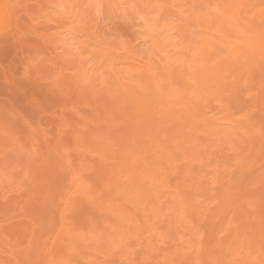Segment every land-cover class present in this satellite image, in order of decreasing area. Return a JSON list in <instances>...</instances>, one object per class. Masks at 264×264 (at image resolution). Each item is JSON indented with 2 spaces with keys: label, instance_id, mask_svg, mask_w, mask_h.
<instances>
[{
  "label": "rangeland",
  "instance_id": "374dc122",
  "mask_svg": "<svg viewBox=\"0 0 264 264\" xmlns=\"http://www.w3.org/2000/svg\"><path fill=\"white\" fill-rule=\"evenodd\" d=\"M142 1L144 2V0ZM161 1L157 0L154 3L153 0H147L146 1L147 4H146L143 2L141 3V0H101V1L95 0L93 2L94 5H92V7L95 8L94 9L91 7V4H89L90 6L83 7V5L82 4L80 5V3L77 0V3H79L78 4L79 6L76 7V9H74L72 4L73 2L75 3V0H0V23H1L0 24V27H1L0 28V183H1L0 185V264H119V263L120 264H124V263L125 264L126 263L127 264H144V261H147V263L145 262V264H164V263L170 264L169 260L172 257H173V260L175 258L174 261H177V260L179 261L181 257L182 258L184 257L182 256L184 255V253L185 254L186 252L191 253L192 250L194 251L195 249H196L195 254L199 253L198 254L199 256L200 251H202L203 249V251L205 252L206 251L205 248H207V246L212 248L213 244L216 242L218 244L219 241H220V244L222 242H223L222 244L226 243L224 241H227L226 239L229 238L230 234L228 233L230 232V230L219 232L220 228L217 229V227H218V223L220 224L219 227H221L222 222L228 223L229 219L230 220L232 219V217L229 218V216H230V213H232V209L234 208L230 209V213L228 214L225 213V209L223 208L225 206V203L227 205V201H225L227 199L223 198L219 200L218 198L221 197L220 196L221 194L220 192H219L220 195L217 194L218 192L217 189L221 187L219 185L222 184V186L225 187L226 189L227 187H229L231 188V189L228 188L229 190L232 191L234 189V191H236L237 188H234V186L237 187V185L235 184H238V182L240 181L241 175L239 177V174H242V172L245 170L246 165L244 169H241L239 166H243L242 162H244L243 164H245L246 161L251 160L249 159L248 156L253 158L252 159L253 162L258 161V160L254 159V155L253 156L250 155L249 149H247L246 147L248 144L251 147H252V144L255 145V140L252 143V139L251 140L249 139V141H247L248 138L245 137L246 135L244 136L245 138L243 136H242L243 138L236 136L235 135L236 133H234V130L233 131L230 130L233 128H230L231 126L230 127L224 126L223 123L227 124V122H223L222 120L230 119V118H237L240 113L244 115L245 112L252 115L251 117L253 116L255 117L256 116L255 114H257L258 112L257 110L252 109L253 111L252 110L248 111V108L250 106V103L248 101H252L254 97L251 98L250 100H248L244 96L243 98L240 97V99H243L242 100L243 103H241L242 102L241 100H239V102L237 103L231 100L229 103L227 102L228 106L226 105L227 103L225 104V107H223L224 105L223 103L221 104L220 101H218V103H220L221 105H218V103L214 99L211 100L212 97L208 99V101L210 100L211 101L208 102L209 105H207V108H206V112L207 110L208 112L207 114L205 113V117L212 115L211 116L212 118L207 117V121H206L207 122L206 124H210V125L204 126V128L201 126L196 127L195 124L194 125L191 124L193 119L192 120L188 119V124L185 126L186 127L185 130H188V131L183 133L181 137H179V139L177 138L175 141H171V142L169 141V143L165 142V143H168L166 145H169L168 146L169 148L168 147L164 148L166 152L164 150L163 152H165V154H168L169 156L166 155L164 159L160 158L161 154L158 155V153L155 152L157 151L156 149L160 148L161 146L158 144L157 141H155L154 137L152 138L149 137V141H148L149 151L150 149L153 148V151L155 152V156L157 158H154L156 162L152 160V162L148 166H145L144 171L146 170L147 172L145 171L143 173L145 175L144 180L145 178H148L149 180H145V181H149L148 184H150V181H152V184L150 185H152L153 187L155 186L158 190L155 188H152L151 186L149 188H151L153 192L151 191L150 193L151 189L148 188V184L143 183V185L140 186V184L142 183L140 182L137 185L134 182V179L131 180V178H128L129 181H124L122 178H120L121 181H124L123 185L124 186L127 185V187L129 188V190H131L132 193L135 190H138V191H135L136 193L134 192L135 194H133L136 197L135 196L132 198L130 197L129 199V196L131 195L127 197L125 195L124 198L126 200L123 198L124 196L123 192H122L123 195L121 192H118V194L120 193V197H121V198L118 197L119 200L116 195L117 193L115 194L116 197L114 195V198L118 200L119 204H121V207L126 206L121 212L124 217L121 215L120 212H118V214H120L118 215V217L121 216L122 219L124 218L123 220L124 224H122L121 222L118 223L121 225L122 229L117 224V222L121 221L122 219L120 217L119 219L116 218L115 216L116 214L113 216L112 215L113 213H110L109 211H107L106 213L105 209L103 208H106V206L109 205V201L107 199L105 200L104 197H99L100 196L99 194H102L101 186L104 184V183L102 184V179H101L102 176H103L102 177L103 180H106L105 178L108 175H114L118 177H122L123 175H126V177L131 176L133 171L132 172L128 171V173H125L124 170L129 169V168L132 170L134 168L133 165H136L135 162L127 164V161L121 162V160H118L119 152L117 151L121 149V146H119V144L126 143V145H129V146L131 145L130 142L128 143V141H126L127 138L125 137L126 135L124 134V132L121 129L119 131L118 128L119 127L120 128L121 127L132 128L130 125L128 126V124H130V119L133 117V111H134L133 109L136 108L137 106L136 101H135V95L133 93H132L133 95H130V96L129 95L126 96V94L124 95V92L126 91V89L127 91H129L130 89L131 90L136 89L134 90V92L136 91L135 93L137 94L139 92L146 93V94L149 92L147 91L146 85H143V84H146L145 79L149 75L148 74L149 72L143 69V67L145 66V63H144L145 59H143L144 56L146 57L148 56L147 60L148 59L155 60L159 58L157 57V55L159 56V54L161 53V57L163 56V61H161L160 59L161 57L159 58L160 60L157 59V61L156 60L155 61L159 63L163 62L162 64L160 63V65L165 66L164 57L166 56H164L162 52L156 54L155 56V54L153 53L154 50L150 51V49H148L147 47L149 46L150 48L156 45V43H154L153 40H149L150 36L151 38L152 36H154L153 34L150 35V32L152 33L153 32L156 33L157 31L159 32V30H156V31H153L155 29L151 30V25L153 23L150 24V26L148 25V23H150L151 20H153L152 18L159 16V17H156L157 18L156 23L163 21V22H160L161 25H159V27L162 26L163 28L156 27V25L153 26V28L156 27V29L158 28L161 30L163 29L167 30L168 29L167 26L169 24L173 25L174 24L173 22H176L177 24L175 23V28H173V30L175 29V32L173 31V34H175L178 31L177 34L180 35V36L178 35L180 38H178L177 35L175 34L176 38L174 37V40L172 42H177V45H176L177 47L181 46L178 49H183L185 47L184 48L185 51L184 50L181 51L177 49L178 51L176 52L178 53H176V55L174 54L176 59L175 57H173L174 56L173 52H172L173 56L170 54V56L172 57V60H175V61L177 60V62L178 61L182 62V63L176 62V64H174L175 63L174 61V63L171 64L172 67L171 66H170L171 68L169 67L170 75L172 77L174 76L173 73L171 72L174 67L176 68V66L178 67L179 65H182L185 62L187 63V61L190 62L193 59L192 55L188 54V52L186 51L189 49L188 51L189 53H191L190 50L193 47L192 44L194 40L199 36L198 35L199 33H197V27L195 26V24L197 23V20H196L197 17L195 13L199 12L200 14L201 12V14H203L201 11L202 9L201 6L196 7L197 3L194 2L195 0L193 1L192 0L190 1L172 0V3H170V5L168 3H161ZM184 2L187 3V6H186V3ZM87 3H90V2H88L87 0ZM181 3H183V5ZM184 4L186 7L184 6ZM157 5L162 6L163 10L160 9L159 8L160 6L158 7ZM164 5H168V7L169 6L170 7L168 8L167 6H164ZM4 6L6 7L4 8ZM71 6H72V9H71ZM88 7L92 9H89ZM175 7L179 8L178 11L180 10L179 13L181 12L182 14V15L180 14L181 16L179 15L180 17L178 16L179 18L175 14V13H178V11L175 10V13L173 12L174 9H176ZM171 8H173V11L171 10L173 12L172 16L170 15L171 12L169 13ZM156 9H158L159 11ZM164 9H167V10L164 11ZM163 11L165 13V17H162L164 16ZM167 13L169 14L168 16H167ZM190 13L191 14L193 13V14L190 15ZM183 14H185L184 16H187L190 19L188 18V21H187L185 17L183 16ZM144 16H146V18L148 17L149 19L144 18ZM143 18L145 20H142ZM159 18H160V21H159ZM145 24L150 27V28L148 27L149 28L148 30L147 28L145 29V27H147ZM163 24L165 25L163 26ZM180 26H182L181 28L184 27V29L182 30V33H181ZM187 26H190V27H187ZM188 29L189 31H185ZM171 31L169 33H172ZM160 33L162 36V32ZM145 37L149 39L145 41L146 40ZM179 39H182V40H179ZM67 40L70 41L69 43L70 45L67 43ZM149 41L151 44L149 43ZM152 41L154 44L152 43ZM145 42H147V44H145ZM180 43L181 45L179 46ZM175 44L176 43H174V50L177 48ZM189 45H192V47L190 48ZM69 48H70V51H68ZM66 51L68 53L67 57H65L66 55L64 56V54H66ZM74 52L76 53L75 55H74ZM98 57H100L101 59ZM177 57L178 59L180 58L184 60L183 61L178 60ZM127 58L129 59V61ZM190 58L192 59L190 60ZM109 60H114L113 62H115L116 64L115 65L116 69H113L114 65L111 64ZM131 60L134 62H132ZM133 63L136 66H139V67L142 66L141 68L143 70L139 67H137L136 69V66L133 68L131 66L133 65ZM188 64L190 63H187L186 68L187 66H189ZM127 67H130V68H127ZM175 68H174L175 70L174 74L176 73V70H177ZM129 70H132V71L134 70V71L133 73H130ZM156 70H153L154 81L155 80H158L159 82L162 81L161 82L162 85L160 87V89L162 90L160 91H163L164 89L166 90L167 89L166 86L169 85L167 84L169 82V80H167L168 77L167 75H165L164 72H162L163 71L162 69H160V71H161V75H163L164 78L163 77L160 78V76L157 77V75L160 72L157 70L159 73H156L155 72ZM183 71L184 73L188 72L187 74H190V76L193 75L192 73H190L191 70H189L188 68ZM94 74L95 76H93ZM187 74H185L186 75L185 77H187V80L190 81L191 79H193L191 83H188L191 85L192 82H194V78H193L194 76L190 78V76L188 77ZM156 77L157 79H155ZM175 84L176 83H174V85ZM183 84L187 85L186 83H183ZM120 85L126 87V89L124 88L122 90L121 89L122 87ZM137 88L139 90H137ZM262 90L264 91V87L259 86L258 92L260 93H257V94L261 96L262 95L261 92L264 93ZM204 96H202L203 97L202 100H201L202 97L200 98V101L201 102L203 101V103L206 102V101L204 102V99L206 100V97ZM211 96H214V95H211ZM146 97L148 98V96ZM156 100H158V98ZM201 102H200V105H201ZM203 103L201 106L204 105ZM233 103L237 105L235 104L233 105ZM104 105L107 109L104 107ZM242 107L246 108L245 111L242 109ZM125 111H127V113ZM178 114L176 115L178 116ZM216 117L217 118L222 117V118L218 120ZM127 119L129 120V122H127ZM123 124H125L126 126H123ZM154 124L157 125L156 122H154L153 125ZM160 124L158 125L159 126L158 128H161V129H164L165 126L166 127L169 126L167 122H166V125L165 124L160 125ZM33 125L35 126V129ZM108 125L110 126L108 127ZM156 125L153 126V128L155 127L157 128ZM77 128L81 130H78ZM168 128H165V130L166 131L170 130V131L169 132L165 131L166 134L163 132L162 134L164 135L161 134L162 135L161 140L165 138L166 139L169 138L170 134H172L173 129L171 131V128L170 127ZM76 130L78 131L76 132ZM106 130L107 131L109 130L110 132L109 131L107 132ZM193 130L195 134L194 136H191L190 133L193 132ZM188 132H190L189 134L191 138L188 136L189 135L187 134ZM94 135L97 136L96 142H99V149L97 148L95 152L92 151L93 148L90 147L91 145H93V143L92 144L90 143V146L89 145L87 146V143H86L90 137H95ZM44 137H47V138H44ZM81 137L83 138V142H82ZM47 139H48V142L49 140L50 142L53 140V144L56 143L54 145H57L58 143V146H56V149H58L57 151L60 150L62 155L66 154L64 158L65 160L63 159V161H64V164L68 166L67 168L69 170L66 168L65 170L64 169L62 170L61 165L59 167V165L56 164L55 161L57 158L53 159L55 156L54 155L55 152L53 153L51 151V148H53L52 147L53 144L49 142L50 143V146H49L48 145L49 143L47 141H45L46 145L44 144V140H47ZM72 139H74V141L78 140L79 146L74 145V143L72 145V142H71ZM206 139L207 140L209 139V140L207 141ZM58 141L61 143H59ZM121 141L122 143H120ZM151 141H154V142L150 144ZM177 142L179 144V147H177L178 149L177 148L174 149L173 146ZM70 144H71V147L73 148L71 147L69 148ZM83 145L85 147H83ZM180 145H182V147H180ZM76 147L77 149H74ZM88 148L90 149L92 148L91 151ZM130 149L131 150L133 149L132 150L133 152L136 150V147L133 146V148H130ZM251 149H253V147ZM245 151H247V154L245 153ZM79 152L83 155H81ZM103 153H105L107 157H104V158L100 157V155H102ZM148 153L149 152H147V154ZM152 153L153 152L150 151V154ZM44 155H46V157ZM142 156H140V158ZM170 156L172 158H170ZM245 156H247L246 160H244ZM40 157L42 158L39 161L38 159ZM115 157H116V161H115ZM158 157L162 161V166L161 164H157V162L161 163ZM44 158L45 160H43ZM167 158H170V159H167ZM36 159H37V162H40L38 166H37L38 163L35 161ZM86 159L87 161L85 162ZM173 159H176V160H173ZM41 160H43L44 162H42ZM58 160H59V156H58ZM61 160H62V156H61ZM236 160L238 162H240V160H243V161L238 163ZM41 164L45 166L43 169H42ZM230 164L231 165L233 164V166H231ZM263 165H262L263 168H260V170L257 169V165L255 166V168L257 169V173L264 169ZM159 166L163 170L159 168ZM172 166H174L175 168ZM57 167H59V169H57ZM71 167L73 168L71 169ZM156 167L159 168L158 171H156L157 170L155 169ZM27 168L30 169L29 174L26 172ZM23 169L24 170L26 169V170L24 171ZM192 169L198 170L196 171L195 175L193 173L194 170L192 171ZM97 170H102V172H106L107 173L106 177L103 175V173L101 174V171L100 173H98ZM231 170H233L232 171L233 174L237 170L239 171L241 170V171L240 172L238 171L237 174L233 175ZM22 171L25 173H23ZM71 171H72V174L74 173L73 175L74 177L72 176V174L68 173V172L71 173ZM187 171L188 173H186ZM190 171L192 172L190 173ZM56 172H59V174L57 173L55 175ZM189 173L191 175L188 178L187 175H189ZM30 174L32 175L30 176ZM57 175H59V177L61 176L60 177L61 179H59ZM196 175H198V178H196ZM200 175L203 178H201ZM214 175H216V177ZM53 176L57 177L56 179H59V182ZM191 176H194L192 177L193 184L191 182L192 180L191 181L189 180L191 179ZM226 176H228L226 180L231 179V178L233 180L231 179L229 182L227 180L226 182L225 180ZM236 176L239 178V180ZM199 177L201 180H199ZM70 178L73 182L70 180ZM72 178L73 179L79 178V179L73 180ZM100 179L101 181H99ZM174 179L178 181L176 182ZM207 179H211V182H209ZM186 180L187 181L189 180L188 181L190 183L189 185H188V182L185 183ZM195 180L196 181L199 180L198 182L200 184L197 185L198 182L195 183ZM221 180L223 182L219 183V181L221 182ZM244 181L249 183L250 179L248 178ZM70 182L73 184L72 187L74 188L69 186ZM207 182L211 186L208 185ZM224 182H226V184L229 186L226 187V184H224ZM246 182L245 183L243 182L244 186L245 184L247 185ZM233 184L234 186L232 189L231 185ZM76 186L78 187L76 188ZM146 186L148 189L146 188ZM162 186H165L166 189ZM159 187H161L160 188L161 190L159 189ZM223 187L221 188L222 191L220 190V188L218 190H220L224 194L223 191H226V190L225 188L223 190ZM69 188H72L71 189L72 192L70 191ZM98 189H100L101 191ZM173 189L175 191H173ZM78 190L82 192L80 191L78 192ZM156 190L159 192L157 193ZM188 190L189 192L187 193V195H186V192L183 193V191H188ZM139 191H140V195H139ZM175 193L178 195L176 196L175 200L181 199L180 202L177 201L178 203L175 202L174 199L172 200L171 194L175 198L174 196ZM189 193L190 195H188ZM154 195H156L157 197H154ZM217 195L220 197H217ZM214 196L216 197V200ZM141 197L145 201L146 199H148L150 204L146 203L148 201L145 202L144 200H140ZM135 198H137L138 200ZM149 198H151L152 200ZM169 198H171V201H173V203H171V201H168L169 203L167 202ZM95 200L98 202L99 205H101L102 204L101 202L105 200V202H103L104 205L103 204L101 205L104 211L102 209L101 210L98 209L100 208V206L97 207L98 205H95L97 207L96 210L98 211L94 209L95 207L94 203L96 202ZM158 200H160L161 202H159ZM221 200L224 201V205L222 203L223 201L221 202ZM183 201L184 203L181 204V202ZM91 202L93 204H91ZM60 204L62 205L60 206ZM176 204H178V206H176ZM158 205H159V208H158ZM233 205L234 207L236 206V204H233ZM233 205L231 206L233 207ZM146 206H148L147 209L145 208ZM151 206H155L157 208L151 207ZM170 206H171V209H170ZM128 207L130 209H128ZM191 207L194 209H191ZM229 207L227 205V209ZM192 211H193V214L194 212L195 213L197 211L198 212L197 214H194L193 216L189 215L190 213H192ZM220 211L221 213L219 214ZM200 212H201V215H200ZM223 212L226 215L225 218L224 219L218 218L221 215H223L222 217H224ZM137 214L139 217L136 216ZM142 214H144V216ZM153 215L154 217L152 218ZM183 215H185L186 217ZM195 215L196 216L199 215V216H197L196 218ZM170 216H173V217H170ZM181 216L183 217V219ZM226 218L227 219L229 218V219L227 220ZM233 218H235V216ZM112 220H113V223L110 222ZM114 221L116 223H114ZM205 221L206 222L208 221V222L206 223ZM139 222L140 223L143 222V223L140 224ZM171 223H173L172 225L174 227L171 225ZM227 223H225V225H227ZM135 224L138 227H136ZM193 224L197 225V227H195ZM198 224L201 226L203 225L202 226L203 229H201L202 227L200 226L201 227L200 228ZM122 225H124L125 227H123ZM132 225L134 226V228ZM212 225L214 226L213 229H212ZM111 226H113L114 228ZM228 226L229 225L225 227L227 228ZM177 228L179 230H177ZM110 229H112L111 232H110ZM153 229L156 232H153ZM189 229L192 232V234L190 231H186ZM196 229H198L199 231ZM195 230L199 233H196ZM107 231L109 234H107ZM184 231H186V233H184ZM207 232H209V234ZM211 232H213L214 234ZM226 232L228 235L225 234L226 235L225 236L223 233H226ZM116 233L118 234L115 235ZM119 233L120 235H123L126 233L122 237L120 236L121 238L125 237V241L123 238L124 242H122L121 238L119 240L116 239L117 237H119ZM197 234H200V237ZM215 234L216 236H212ZM109 235L110 236L112 235V236L110 237ZM209 235L211 236L210 238H209ZM222 236H223V240L221 242ZM187 237H189L190 240L191 239L195 240L196 243L194 244L195 242L194 241L191 244L192 246H190V244L188 245L186 243L188 241ZM219 237L221 239H219ZM172 238H173V241L175 242L172 241ZM211 238L212 240L213 239H217V240H213L214 241L213 243ZM207 239L210 240V242L208 241L209 243L206 241ZM143 240H145L146 242L144 241L142 243ZM151 240L152 241L154 240L155 243L157 241L159 242L155 244L154 242H150ZM138 241L140 242V244L138 243ZM119 242L121 243V245ZM165 242L167 245H165ZM145 243H147V245H144ZM178 244L182 245L183 247H180V246L178 247ZM217 244H214V248L215 246L217 248ZM160 245H161L162 250L160 249ZM96 246L98 248H96ZM176 248L179 251L176 252L177 250ZM159 249L161 250V252ZM163 249H164V252H163ZM180 249L183 253L180 251ZM137 250H138V255H140L139 254L140 250L143 251V253L140 252L142 256L140 255L138 256V258L136 257L137 255H135L137 254ZM135 251L136 253H134ZM150 251L152 252L151 255H150ZM171 251L174 253H170ZM203 251L201 252V255H204V256L202 257L199 256V258L197 259L201 258L205 261L203 257H205L206 253H203ZM144 252L147 253V255L149 252V255L147 256ZM153 252H155V254ZM164 254L167 256H165ZM178 255H180V257H178ZM208 255H211V254H208ZM201 259L200 261L198 260L199 264L200 263L202 264V262L204 263V261H201ZM157 261L160 263H157ZM174 261L171 262V264L173 263L180 264V262L182 264V260H180V262L178 263Z\"/></svg>",
  "mask_w": 264,
  "mask_h": 264
},
{
  "label": "bare ground",
  "instance_id": "6f19581e",
  "mask_svg": "<svg viewBox=\"0 0 264 264\" xmlns=\"http://www.w3.org/2000/svg\"><path fill=\"white\" fill-rule=\"evenodd\" d=\"M92 1V0H91ZM91 1L90 0H88V2H90V3H87V0H78V2L80 3V5L82 4L83 5V7L84 6H90L89 4H91V7H92V5H94L93 4V2L95 1V0H93L92 1V3H91ZM98 1V0H97ZM101 1V0H100ZM147 1V0H146ZM146 1L144 0V2L141 0V3L143 2V3H146ZM154 1V3H155V1H157V0H153ZM161 1V0H160ZM162 1H164V2H162ZM161 1V3H168L169 5H170V3H172V0H162ZM175 1V0H174ZM181 1V0H180ZM186 1V0H185ZM187 1H190V0H187ZM193 1V0H192ZM178 2V1H177ZM195 3H197L196 4V7H200L201 6V8L203 9H201V8H199V9H201V11H202V13L204 14V16H203V14H201V12H200V14H199V12H196L195 13V15H196V17H197V23L195 24V26L197 27V33H199L198 35V37L194 40V42H193V47H192V45H189L190 46V48H191V50H190V52L191 53H189V49L186 51V52H188V54H191L192 55V57H193V59L192 58H190V60L192 59V61H190V62H188L187 61V63H190V64H188L189 66H187V68L189 69V70H191V72L190 73H192L191 75L192 76H190V74H187L188 72H186V73H184V71L183 70H185V69H187L186 68V65H187V63L185 64V63H183L182 65H179L178 67L176 66V68L175 69H177L176 70V73L174 74V72H175V70H174V68H173V70L171 71L172 73H173V77L170 75V73H169V67L171 66V64H173L174 63V61L175 60H172V57L170 56V54L172 55V52H173V55L175 54L176 55V53H178V52H176V51H178V50H184V48H183V46H182V48L183 49H178V48H180L181 46V43L179 44V46L180 47H177L176 45H177V42H172L173 40H174V37L176 38V36H175V34L177 35V37L178 38H180L179 36V34H177L178 33V31L175 33V34H173V31L175 32V29L173 30V28H175V23L176 22H173L174 24L173 25H171V24H169L167 27H168V29L167 30H165V29H163V30H161V29H156V27H159V25H161L160 24V22H163V21H160V18H159V21L160 22H157L156 23V21H157V18L156 17H159V16H156L155 17V15H154V17L155 18H152L153 20H151V22L150 23H148V25L150 26V24H152L151 25V30H153V29H155V30H153V31H156V30H159V32L157 33H155V32H150V30H149V32H150V35L151 34H153L154 36H152V38H151V36L149 37V38H146L145 37V41H147V39H149V40H153L154 41V43H156V45L155 46H152V47H150L149 48V46H147L148 47V49H150V51L152 50H154L153 51V53L155 54V56H156V54H158V53H160V52H162V54L164 55V56H166V57H164L165 58V60H164V64H165V66H162V65H160V63L162 64L163 62H156L157 61V59L158 60H160L161 59V61H163V56L161 57V53L159 54V56L157 55V57H161L160 59L159 58H157V59H155V60H151V59H148L147 60V57L146 56H144V58L143 59H145L144 60V63H145V66H146V68H145V66L143 67V69L144 70H147L149 73V75H148V77H146V79H145V83L146 84H143V85H146V88H147V91H149L147 94L146 93H141V92H139L138 94L137 93H135L134 92V90H136V89H134V90H131L130 88V90L129 91H127V89H126V87H124L125 86V84H124V86H122V85H120L122 88V90L125 88L126 89V91L124 92V95L126 94V96H130V95H135V101H136V104H137V106H136V108H134L133 110V117L130 119V124H128V126L130 125L132 128H130V127H119L118 129H119V131H120V129L124 132V134L126 135L125 137L127 138V140L126 141H128V143L130 142L131 143V145L129 146V145H126V143L124 144V143H122V141L120 142V143H122V144H119V146H121V149L119 150V151H117V152H119L118 153V160H121V162L123 161H127V164L128 163H136V165H133L134 166V168L131 170L130 168L129 169H126V170H124L125 171V173H128V171H133L132 172V174H131V176H127L126 177V175H123L122 177H118V176H114V175H108L107 177H106V175H107V173L106 172H102V170H97L98 171V173H100V171H101V174L103 173V175L106 177L105 179L106 180H103V176L101 177V179H102V186H101V189H102V194H99L100 196L99 197H104L105 198V200L107 199L108 201H109V205L108 206H106V208H103V209H105V212L107 213V211H109L110 213H113L112 215L114 216L115 214V216H116V218H118L119 219V217L122 219V217L121 216H119L118 217V215H120V214H118V212H122V210L124 209V207H126V206H124V207H121V204H119V202H118V200H119V198H121L120 197V193L118 194V192H123L124 193V196H123V198L125 197V195H126V197L127 196H129V195H131V196H129V199H130V197L132 198V197H134L135 195H133V194H135L136 192L135 191H138V190H135L133 193L131 192V190H129V188L127 187V185H123L124 183V181H129L128 180V178H131V180L132 179H134V182L138 185L140 182L142 183V184H140V186L141 185H143V183H145V184H148L149 183V181H145V180H149L148 178H145V180H144V177H145V175L143 174L145 171H144V168H145V166H148L151 162H152V160H154L155 161V159L154 158H157L156 156H155V152L156 153H158V155H160L161 154V157L160 158H162V159H164L165 158V156L167 155V156H169L168 154H165V150H164V148H166V147H168L169 145H166V144H168L169 143V141L171 142V141H175L177 138L179 139V137H181V135L183 134V133H185V132H187L188 130H185V126L188 124V119H193L192 120V125H196V127L197 126H201V127H203L204 128V126H209L210 124H206L207 122V117L209 118V117H211V116H206L205 117V113L207 114V112H208V110H207V112H206V108H207V105H209V103L208 102H210L212 99H214L217 103H218V101H220L221 102V104L223 103V107H225V104L228 102H230L231 100H233V102H239V100H243V99H240V97L241 98H243V96L244 97H246L248 100H250L251 98H253V100L252 101H248L249 103H250V106H249V108H248V111L249 110H252V109H255V110H257L258 112H257V114H255L256 116V119H255V117L253 116V117H251L252 115H250V114H248L247 112H245V114L244 115H242L241 113L239 114V116L237 117V118H230V119H224V120H222L223 122H227V124L226 123H223L224 124V126H231L230 128H233V129H230V130H234V133H236L235 135L236 136H239V137H241V138H243L245 135V137L246 138H248V140L247 141H249V139L251 140L252 139V143H253V141L255 140V145H253L252 144V147H253V149H251L252 147L251 146H249V144L246 146L247 147V149H249V152H250V155H254V159H256V160H258V161H254L253 162V158L252 157H250V156H248L249 157V159H251V160H248V161H246V163L245 164H243L244 162H242L243 160H240V162H242V165L243 166H239L241 169H244V167H245V165H246V167H245V170L242 172V174H239V177H240V175H241V177H240V181L238 182V184H235V185H237V187H235L234 186V184L233 185H231V187H232V189H233V186H234V188H237V190L236 191H234V189L231 191V190H229V189H231V188H229V187H227V186H229V185H227L226 184V182H227V180H228V182L232 179H227L226 180V178L228 177V176H226L225 177V180H226V182H224V184H226V187H227V189L225 188V187H223L222 186V184H218L219 186H221V187H219L220 188V190H221V188L223 187V190H224V188H225V190L226 191H223L224 192V194L220 191V190H218L217 189V194L218 195H220V196H218L217 195V197H220V198H218L219 200L220 199H227V200H225V201H227V205H228V207H229V205H230V207L227 209V205H226V203H225V206H224V208L223 209H225V213H230V209H232V208H234V209H232V213H230V216H229V218H231L232 217V219L230 220L229 218V221H228V223L227 222H222V225H221V227H219V223H218V227H217V229H219V232H224V231H227V230H230V232L228 233V234H230L229 235V238H227L226 240L228 241H224V242H226V243H224V244H222L223 242H222V240H223V236L226 234V235H228L227 234V232L226 233H223L224 235L220 238L219 237V239H221V244H220V241H219V243L217 244V242L216 243H214V241L213 240H217V239H213L212 240V238H211V240H212V242L214 243V244H217V248H216V246H215V248H214V244H213V249L211 248V247H208L207 246V248H205L206 249V251L204 252L203 251V249H202V251H203V253H206L205 254V257H203L204 259H205V261L203 260V259H201V261H204V263L202 262V264H264V169L263 170H261L260 172H258L257 173V169H259L260 170V168H263L262 167V165H263V163H264V93H262L261 92V96L260 95H258L257 93H260V92H258L259 91V86H262V87H264V0H195L194 1ZM79 3H77V0H75V3L73 2V8L74 9H76V7H78L79 5ZM128 3V2H127ZM156 3H158V2H156ZM184 3H186V2H184ZM139 4V3H138ZM147 4V3H146ZM145 4V5H146ZM158 4H160V3H158ZM182 5H183V3H181ZM191 4V3H190ZM192 4H193V2H192ZM162 5V4H161ZM2 6V5H1ZM135 6V5H134ZM158 6V5H157ZM160 6V5H159ZM158 6V7H159ZM164 6H167L168 7V5H164ZM184 6H185V4H184ZM186 6H187V3H186ZM185 6V7H186ZM6 6H4V8H5ZM106 7V6H105ZM132 7V6H131ZM156 7V6H155ZM157 7V8H158ZM170 7V6H169ZM168 7V8H169ZM181 7V6H180ZM191 7H193V6H191ZM190 7V8H191ZM2 8V7H1ZM87 8V7H86ZM89 9H92V8H94V7H92V8H90V7H88ZM139 8V7H138ZM160 9H162L163 10V8H162V6H160L159 7ZM176 9H174V11H173V8H171L170 9V11H169V13L171 12V16H172V14H173V12L175 13V10L176 11H178V9L179 8H177V7H175ZM182 8V7H181ZM71 9H72V6H71ZM95 9V8H94ZM188 9V8H187ZM61 10V9H60ZM130 10V9H129ZM156 10H158V9H156ZM167 9H164V11H166ZM173 12H172V11ZM196 10V9H195ZM194 10V11H195ZM59 11V10H58ZM72 11V10H71ZM103 11H104V9H103ZM159 11V10H158ZM157 11V12H158ZM164 11H163V13H164ZM180 11V10H179ZM179 11H178V13H175L176 14V16L178 17L180 14H181V12L179 13ZM188 11V10H187ZM192 11H193V9H192ZM191 11V12H192ZM198 11H200V10H198ZM3 12V11H2ZM162 13V12H161ZM182 13H183V11H182ZM5 14V13H4ZM178 14V15H177ZM186 14H188V13H186ZM193 14V13H192ZM191 13H190V15H192ZM2 15V14H1ZM6 15V14H5ZM4 15V16H5ZM133 15V14H132ZM162 15V14H161ZM160 15V16H161ZM169 14L167 13V16H168ZM182 15V14H181ZM180 15V16H181ZM185 14H183V16H184ZM10 16V15H9ZM11 16H12V14H11ZM131 16V15H130ZM179 16V17H180ZM142 17V16H141ZM162 17H165V13H164V16H162ZM178 17V18H179ZM185 17V19L188 21V18L189 17H187V16H184ZM192 17V16H191ZM193 17H194V15H193ZM144 18H146V16H144ZM142 19V20H145V19ZM183 18V17H182ZM146 19H149L148 17L146 18ZM156 19V20H155ZM184 19V20H185ZM190 19V18H189ZM191 19H193V18H191ZM194 19V20H195ZM2 20H3V18H2ZM5 20V19H4ZM193 21V20H192ZM4 22V21H3ZM147 22V21H146ZM145 22V23H146ZM172 23V22H171ZM1 24V23H0ZM130 24V23H129ZM143 24V23H142ZM147 24V23H146ZM145 24V25H146ZM177 24V23H176ZM144 25V26H145ZM156 25V27L155 28H153V26H155ZM165 24H163V26H164ZM147 26V25H146ZM149 26H147V27H145V29L147 28V30L150 28ZM165 26V27H166ZM184 26H185V24H184ZM149 27V28H148ZM166 27V28H167ZM177 27V26H176ZM182 26H180V29H181V33H182V30L184 29V27L183 28H181ZM187 27H190V26H187ZM1 28V27H0ZM159 28H163L162 26H160ZM187 29V28H186ZM161 30V31H160ZM172 30V31H171ZM139 31V30H138ZM172 32V33H169V32ZM185 31H189V29L188 30H185ZM37 32V31H36ZM148 32V31H147ZM160 32H162V36H161V33ZM135 33V32H134ZM155 33V34H154ZM188 33V32H187ZM165 34V35H164ZM149 35V34H148ZM179 35V36H178ZM187 35V34H186ZM154 38V39H153ZM182 38V37H181ZM144 40V39H143ZM179 40H182V39H179ZM153 41H152V43H153ZM156 41V42H155ZM192 42V41H191ZM67 43L69 44L70 43V41H68L67 40ZM149 43H150V41H149ZM153 43V44H154ZM174 43H176L175 44V46L177 47H175L176 49L174 50ZM179 43V42H178ZM64 44H66V43H64ZM145 44H147V42H145ZM151 44V43H150ZM70 45V44H69ZM72 47V46H71ZM154 47V48H153ZM74 48V47H73ZM72 48V49H73ZM71 49V50H72ZM178 49V50H177ZM187 49V48H186ZM68 51H70V48H69V50ZM180 51V52H181ZM185 51V50H184ZM169 52H171V53H169ZM72 53V52H71ZM71 53H70V55H71ZM169 53V54H168ZM67 51H66V54H64V56L65 57H67ZM76 53L74 52V55H75ZM182 54V53H181ZM69 55V56H70ZM73 55V54H72ZM128 55V54H127ZM133 55V54H132ZM172 55V56H173ZM175 55L173 56V57H175ZM178 55V54H177ZM136 56V55H135ZM127 57V56H126ZM139 57V56H138ZM137 57V58H138ZM169 57V58H168ZM191 57V56H190ZM98 58H100V57H98ZM130 58V57H129ZM152 58V57H151ZM188 58H189V56H188ZM188 58H187V60H188ZM87 59V58H86ZM101 59V58H100ZM106 59V58H105ZM128 59V58H127ZM136 59V58H135ZM134 59V60H135ZM153 59V58H152ZM174 59V58H173ZM175 59H176V57H175ZM177 59H178V57H177ZM186 59V58H185ZM54 60V59H53ZM178 60H181V61H183L182 59H178ZM114 60H109V62L111 63V64H113L114 65V67H113V69H116V67H115V62H113ZM128 61H129V59H128ZM132 61V60H131ZM86 62H88V61H86ZM127 62V61H126ZM132 62H134V61H132ZM176 62H177V60L175 61V63L174 64H176ZM108 63V62H107ZM109 63V64H110ZM177 63H182V62H177ZM137 64V63H136ZM163 64V65H164ZM184 64H185V66H184ZM133 65H134V63H133ZM131 65L133 68L136 66V65ZM141 65V64H140ZM67 67V66H66ZM137 67H139V66H136V69H137ZM142 67V66H141ZM141 67H139V68H141ZM172 67V66H171ZM170 67V68H171ZM82 68V67H81ZM127 68H130V67H127ZM138 68V69H139ZM83 69V68H82ZM112 69V68H111ZM112 69V70H113ZM142 69V68H141ZM142 69V70H143ZM160 72H158L157 70ZM160 69H162L163 71L162 72H164L165 73V75H167V80H169V82L167 83V84H169V85H167L166 87H167V89L165 90H163V91H160V90H162V89H160V87H161V82H159L158 80H155L154 81V78H153V70H156L155 72L156 73H159L158 75H157V77L158 76H160V78L161 77H163L164 78V76L163 75H161V71H160ZM135 70V69H134ZM133 70V71H134ZM141 70V71H142ZM133 71L132 70H129V72L130 73H133ZM98 73V72H97ZM140 74V73H139ZM185 74H187V76L189 77L190 76V78H192L193 76V78H194V82H192V86L190 85V84H188V83H191V81H193V79H191L190 81L189 80H187V77H185L186 75ZM85 75V74H84ZM137 75V74H136ZM77 76H79V75H77ZM93 76H95V74L93 75ZM138 76V75H137ZM86 77V76H85ZM127 77V76H126ZM136 77V76H135ZM140 77V76H139ZM150 77V78H149ZM157 77L155 78V79H157ZM84 79V78H83ZM119 79V78H118ZM144 80V79H143ZM127 81V80H126ZM163 81H164V79H163ZM188 81V82H187ZM110 83V82H109ZM174 83H176L175 85H174ZM183 83H186L187 85H184ZM93 84V83H92ZM128 85V84H127ZM126 85V86H127ZM148 85V86H147ZM96 86V85H95ZM165 86V85H164ZM263 89V88H262ZM137 90H139L138 88H137ZM257 90V91H256ZM132 91V92H131ZM145 91V90H144ZM165 91V92H164ZM255 91V92H254ZM260 91H261V89H260ZM263 91V90H262ZM264 92V91H263ZM133 93V94H132ZM253 93V94H252ZM256 95H255V94ZM136 95H138V96H136ZM165 95V96H164ZM204 96V97H206V100L204 99V102L205 103H203V101L201 102L200 101V98L202 97V96ZM211 95H214V96H211ZM146 96H148V98L146 97ZM166 96H168V97H166ZM212 97V98H211ZM258 97H259V99H258ZM60 98V97H59ZM158 98V100H156ZM166 98H167V100H166ZM171 98V99H170ZM211 98V100L210 101H208V99H210ZM85 99V98H84ZM170 99V100H169ZM203 99V97L201 98V100ZM213 100V101H214ZM235 100V101H234ZM99 101V100H98ZM226 101V102H225ZM244 101H246V100H244ZM200 102H201V105H202V103L204 104L203 106H201L200 105ZM225 102V103H224ZM102 103V102H101ZM111 103V102H110ZM115 103V102H114ZM124 103V102H123ZM135 103V102H134ZM228 103L226 104L227 106H228ZM241 103H243V101L241 102ZM116 104V103H115ZM220 103H218V105H221ZM235 103H233V105H234ZM238 104H240V103H238ZM217 105V106H218ZM230 105V104H229ZM235 105H237V104H235ZM108 106V105H107ZM112 106V105H111ZM134 106V107H135ZM221 106V107H222ZM104 107H105V105H104ZM133 107V106H132ZM131 107V108H132ZM216 107V106H215ZM247 107V106H246ZM106 108V107H105ZM117 108V107H116ZM119 108V107H118ZM121 108V107H120ZM130 108V109H131ZM107 109V108H106ZM129 109V110H130ZM219 109V108H218ZM242 109L245 111V107L243 108L242 107ZM91 110V109H90ZM98 110V109H97ZM113 110H114V108H113ZM123 110V109H122ZM241 110V109H240ZM110 111V110H109ZM117 111V110H116ZM247 111V110H246ZM253 111V110H252ZM126 113H127V111H125ZM180 112V113H179ZM222 112V111H221ZM241 112H243V111H241ZM251 112V111H250ZM93 113V112H92ZM123 113V112H122ZM121 113V114H122ZM125 113V114H126ZM179 113V114H178ZM100 114V113H99ZM120 114V113H119ZM124 114V113H123ZM128 114H130V113H128ZM176 114H178V116L176 115ZM117 115V114H116ZM200 115V116H199ZM250 115V116H249ZM101 116V115H100ZM120 116V115H119ZM129 116V115H128ZM194 116V117H193ZM91 117V116H90ZM102 117V116H101ZM131 117V116H130ZM224 117V116H223ZM118 118V117H117ZM116 118V119H117ZM126 118V117H125ZM163 118V119H162ZM212 118V117H211ZM217 118V117H216ZM220 118H222V117H219V118H217L218 120L220 119ZM103 119H104V117H103ZM206 119V120H205ZM113 120V119H112ZM125 120V119H124ZM190 120V121H191ZM256 120V121H255ZM111 121V120H110ZM109 121V122H110ZM156 122L157 123V125L156 124H154L153 125V123L154 122ZM167 122L168 123V127H170L171 128V131H172V129H173V132H172V134H170V137L169 138H165V139H163V140H161L162 139V135H164V134H162L163 132L165 133V128H168V127H166L165 126V128L164 129H161V128H158L159 126V124L161 123V124H163L164 122ZM190 121H189V123H190ZM105 122V121H104ZM127 122H129V120L127 119ZM166 122L164 123L165 125H166ZM125 123V122H124ZM221 123V124H222ZM36 124V123H35ZM92 124V123H91ZM102 124V123H101ZM160 124V125H161ZM163 124V125H164ZM218 124V123H217ZM157 126V128L155 127V128H153V126ZM162 125V126H163ZM190 125V124H189ZM110 125H108V127H109ZM123 126H126L125 124H123ZM191 126V125H190ZM215 126V125H214ZM213 126V127H214ZM33 127H34V129H35V126L33 125ZM100 127V126H99ZM112 127V126H111ZM118 127V126H117ZM198 127V128H199ZM211 127V126H210ZM101 128V127H100ZM129 128V129H128ZM78 129V128H77ZM106 129V128H105ZM110 129V128H109ZM117 129V130H118ZM169 129V128H168ZM167 129V130H168ZM78 130H81V129H78ZM78 130H76V132L78 131ZM92 130V129H91ZM153 130H155V131H153ZM214 130V129H213ZM212 130V131H213ZM107 131V130H106ZM109 131V130H108ZM107 131V132H108ZM170 131V130H169ZM169 131H166V132H169ZM210 131V130H209ZM2 132V131H1ZM82 132V131H81ZM110 132V131H109ZM116 132V131H115ZM129 132V133H128ZM196 132V131H195ZM38 133V132H37ZM128 133V134H127ZM171 133V132H170ZM190 132H188L187 134H189ZM39 134V133H38ZM73 134H75V133H73ZM112 134V133H111ZM117 134V133H116ZM123 134V135H124ZM162 134V135H161ZM166 134V133H165ZM191 134V136H194V130H193V132H191L190 133ZM190 134L188 135L190 138H191V136H190ZM216 134V133H215ZM214 134V135H215ZM80 135V134H79ZM109 135V134H108ZM185 135V134H184ZM202 135V134H201ZM40 136V135H39ZM42 136V135H41ZM78 136V135H77ZM77 136H75V137H77ZM95 136V135H94ZM121 136V135H120ZM243 136V137H242ZM2 137H3V135H2ZM38 137V136H37ZM75 137H74V139H75ZM96 137L97 136H95V137H90L89 138V140L86 142L87 143V146L89 145L90 146V143L92 144L93 143V145H91L90 147H92L93 148V150L92 151H96V149L98 148L99 149V142H96ZM119 137V136H118ZM149 137H154V139H155V141H157L158 142V144L161 146L160 148H157L156 150L157 151H153V146L151 147L152 149H150V151H152L153 153L152 154H150V151H149V145H148V141H149ZM163 137H165V136H163ZM185 137V136H184ZM244 137V138H245ZM44 138H47V137H44ZM82 138V137H81ZM188 138V137H187ZM186 138V139H187ZM195 138H197V137H195ZM205 138V137H204ZM237 138V137H236ZM30 139V138H29ZM74 139H72V145H73V143H74V145H78V140H75L74 141ZM77 139H79V138H77ZM185 139V140H186ZM3 140H4V138H3ZM7 140V139H6ZM70 140V139H69ZM207 140V139H206ZM209 140V139H208ZM207 140V141H208ZM45 141H47L48 142V139L47 140H44V144H45ZM80 141V140H79ZM107 141V140H106ZM125 141V140H124ZM179 141V140H178ZM3 142V141H2ZM49 142H50V140H49ZM48 142V143H49ZM57 142V141H56ZM59 142V141H58ZM70 142V143H71ZM82 142H83V138H82ZM152 142H154V141H151V143L150 144H152ZM165 142H168V143H165ZM182 142H183V140H182ZM190 142V141H189ZM50 143H52L53 144V140L50 142ZM50 143L48 144L49 146H50ZM59 143H61V142H59ZM85 143V144H86ZM186 143V142H185ZM249 143V142H248ZM5 144V143H4ZM51 144V145H52ZM54 144H56V143H54ZM53 144V148H51V151L54 153V158L53 159H55V158H57L56 159V164H58L59 165V167H60V165H61V169L63 170H65V168L66 169H68L67 167V165L66 164H64V161H63V159L65 158V155H62L61 154V151L59 152V151H57L58 149H56V146H58V143H57V145H54ZM117 144V143H116ZM157 144V145H158ZM198 144V143H197ZM46 145V144H45ZM164 145V146H163ZM79 146V145H78ZM116 146V145H115ZM133 146L134 147H136V150L135 151H133L132 152V150L130 149V148H133ZM155 146V145H154ZM202 146V145H201ZM249 146V147H248ZM61 147V146H60ZM59 147V148H60ZM71 147V144L69 145V148ZM83 147H85L84 145H83ZM104 147V146H103ZM174 147V149L175 148H177V147H179V144H178V142L177 143H175V145L173 146ZM180 147H182V145H180ZM198 147H199V145H198ZM10 148V147H9ZM47 148V147H46ZM64 148V147H63ZM71 148H73V147H71ZM91 148V149H92ZM155 148V147H154ZM163 148V149H162ZM169 148V147H168ZM192 148V147H191ZM62 149V148H61ZM74 149H77V147L76 148H74ZM90 151H91V149L90 148H88ZM118 149H119V147H118ZM178 149V148H177ZM216 149V148H215ZM107 150V149H106ZM105 150V151H106ZM163 150L165 151V152H163ZM171 150V149H170ZM110 151V150H109ZM191 151V150H190ZM44 152V151H43ZM73 152V151H72ZM80 152H82V151H80ZM79 152V153H80ZM131 152V153H130ZM147 152H149L148 154H147ZM169 152V151H168ZM8 153V152H7ZM77 153V152H76ZM87 153V152H86ZM147 155H146V154ZM171 153V152H170ZM242 153V152H241ZM245 153L247 154V151H245ZM60 154H61V156H62V160H61V156H60ZM81 154V153H80ZM144 156H142V155ZM177 154V153H176ZM187 154H188V152H187ZM190 154V153H189ZM24 155V154H23ZM70 155V154H69ZM68 155V156H69ZM79 155V154H78ZM81 155H83V154H81ZM80 155V156H81ZM109 155V154H108ZM185 155V154H184ZM8 156V155H7ZM45 157H46V155H44ZM58 156H59V160H58ZM140 156H142L141 158H140ZM155 156V157H154ZM50 157V156H49ZM100 157H102V158H104V157H107L106 155H105V153H103L102 155H100ZM140 159H139V158ZM176 157V156H175ZM198 157V156H197ZM5 158V157H4ZM42 157H40L38 160L40 161V159H41ZM159 157H158V159H160ZM170 158H172L171 156H170ZM170 158H167V159H170ZM245 158V159H244ZM244 158H242V159H244V160H246L247 159V156H245ZM31 159V158H30ZM81 159V158H80ZM157 159V160H158ZM167 159H166V161H167ZM3 160V159H2ZM43 160H45V158L43 159ZM43 160H41L42 162H44ZM65 160V159H64ZM79 160V159H78ZM82 160V159H81ZM173 160H176V159H173ZM235 160V159H234ZM239 160V159H238ZM36 162H37V159L35 160ZM47 161V160H46ZM52 161V160H51ZM87 161V159L85 160V162ZM96 161V160H95ZM112 161V160H111ZM110 161V162H111ZM115 161H116V157H115ZM160 161H161V159H160ZM165 161V160H164ZM237 161V160H236ZM235 161V162H236ZM253 163H252V162ZM16 162V161H15ZM30 162H31V160H30ZM84 162V161H83ZM113 162V161H112ZM156 162V161H155ZM214 162V161H213ZM238 162V161H237ZM236 162V163H237ZM240 162H238V163H240ZM38 164H37V166L40 164V162H37ZM59 163H61V164H59ZM165 163V162H164ZM234 163V162H233ZM237 163V164H238ZM260 163V164H259ZM44 164H46V163H44ZM155 164V163H154ZM153 164V165H154ZM157 164H161V166H162V161H161V163L159 162H157ZM166 164V163H165ZM197 164V163H196ZM42 165V164H41ZM231 165V164H230ZM257 165V169L255 168V166ZM258 165H259V167H258ZM35 166V165H34ZM54 166V165H53ZM70 166H72V165H70ZM70 166H69V168H70ZM108 166V165H107ZM119 166V165H118ZM231 166H233V164L231 165ZM230 166V167H231ZM236 166V165H235ZM264 166V165H263ZM29 167V166H28ZM45 166L44 165H42V169L44 168ZM55 167V166H54ZM59 167H57V169H59ZM78 167V166H77ZM172 167H174V166H172ZM177 167V166H176ZM221 167V166H220ZM41 168V167H40ZM73 167H71V169H72ZM81 168V167H80ZM101 168V167H100ZM120 168V167H119ZM119 168H117V169H119ZM132 168V167H131ZM147 168V167H146ZM159 168H161L160 166H159ZM158 167H156L155 169H157L156 171H158V169H159ZM175 168V167H174ZM182 168V167H181ZM186 168V167H185ZM195 168V167H194ZM235 168V167H234ZM238 168V167H237ZM22 169V168H21ZM35 169V168H34ZM38 169V168H37ZM55 169V168H54ZM56 169V170H57ZM60 169V170H61ZM70 169V170H71ZM102 169H103V167H102ZM162 169V168H161ZM172 169V168H171ZM189 169V168H188ZM219 169V168H218ZM24 170V169H23ZM26 170V169H25ZM24 170V171H25ZM28 170V171H27ZM27 170H26V172L29 174V172H30V169L29 168H27ZM45 170V169H44ZM69 170V169H68ZM77 170V169H76ZM115 170V169H114ZM148 170H149V168H148ZM163 170V169H162ZM194 169H192V171H193ZM213 170V169H212ZM153 171V170H152ZM192 171H190V173L192 172ZM196 171H198V170H194V175H195V173H196ZM214 171H216V170H214ZM233 170H231V172H232ZM239 170H237V171H235L234 172V174H237V172H238ZM241 171V170H240ZM239 171V172H240ZM12 172V171H11ZM23 172V171H22ZM43 172V171H42ZM41 172V173H42ZM54 172V171H53ZM61 172V171H60ZM121 172V171H120ZM147 172V171H146ZM208 172V171H207ZM212 172V171H211ZM210 172V173H211ZM15 173V172H14ZM23 173H25V172H23ZM32 173V172H31ZM59 174V172H56L55 173V175L56 174ZM69 174H72V171H71V173L70 172H68ZM157 173H159V172H157ZM177 173V172H176ZM186 173H188V171L186 172ZM189 173V175H187V177L189 178L190 177V174ZM193 173H192V175H193ZM201 173V172H200ZM209 173V172H208ZM216 173V172H215ZM256 173H257V175H256ZM50 174V173H49ZM62 174V173H61ZM60 174V175H61ZM63 174H64V172H63ZM79 174V173H78ZM146 174V173H145ZM148 174V173H147ZM198 174V173H197ZM217 174V173H216ZM232 174H233V172H232ZM233 174V175H234ZM10 175H12V174H10ZM32 174H30V176H31ZM53 175V174H52ZM74 175V173L72 174V176ZM97 175H99V174H97ZM149 175V174H148ZM208 175H210V174H208ZM208 175H206V176H208ZM213 175V174H212ZM227 175H229V174H227ZM42 176V175H41ZM47 176V175H46ZM51 176V175H50ZM49 176V177H50ZM58 176V178L59 179H61L60 177H59V175H57ZM78 176V175H77ZM177 176V175H176ZM186 176V175H185ZM215 177H216V175H214ZM230 176H231V174H230ZM229 176V177H230ZM14 177V176H13ZM53 177H55V176H53ZM63 177H64V175H63ZM74 177V176H73ZM98 177V176H97ZM100 177V176H99ZM183 177V176H182ZM192 177H194V176H191V179H189L190 181L193 179ZM200 177H201V175H200ZM200 177H199V180H201L200 179ZM237 177V176H236ZM20 178V177H19ZM27 178V177H26ZM30 178V177H29ZM57 177H55V179H56ZM120 178H122L124 181H121L120 180ZM172 178V177H171ZM196 178H198V175H196ZM196 178H194V179H196ZM201 178H203V177H201ZM218 178V177H217ZM216 178V179H217ZM238 178V177H237ZM250 179V181H249V183H247L246 181H244V180H246V179ZM3 179V178H2ZM59 179H56V180H58V182H59ZM73 179V178H72ZM77 179H79V178H76V179H73V180H77ZM101 179L99 180V181H101ZM160 179V178H159ZM185 179H187V178H185ZM184 179V180H185ZM223 179V178H222ZM234 179H236V178H234ZM70 180H71V178H70ZM69 180V181H70ZM142 180V181H141ZM175 180V179H174ZM181 180V179H180ZM188 180V181H189ZM198 180V181H199ZM209 182H211V179H207ZM220 180V179H219ZM233 180V179H232ZM238 180H239V178H238ZM237 180V181H238ZM55 181V180H54ZM65 181V180H64ZM72 181V180H71ZM103 181H105V182H103ZM176 181V180H175ZM178 181V180H177ZM176 181V182H177ZM187 180H186V182L185 183H187L188 182ZM198 181H196L195 180V183L196 182H198ZM204 181V180H203ZM216 181H218V180H216ZM248 181V180H247ZM25 182V181H24ZM23 182V183H24ZM57 182V183H58ZM66 182V181H65ZM73 182V181H72ZM75 182V181H74ZM172 182H173V180H172ZM192 182V184H193V180L191 181ZM206 182V181H205ZM215 182V181H214ZM223 181L221 180V182L219 181V183H222ZM243 182L245 183H247V185L245 184V186H244V184H243ZM48 183V182H47ZM55 183V182H54ZM61 183H62V181H61ZM181 183V182H180ZM208 183V182H207ZM237 183V182H236ZM4 184V183H3ZM27 184V183H26ZM98 184H99V182H98ZM101 184V183H100ZM145 184H144V186H145ZM150 184H152V181H150ZM150 184H148V188L149 187H151L152 185H150ZM190 183L188 182V185H189ZM200 183L198 182V184L197 185H199ZM203 184V183H202ZM214 184V183H213ZM223 184V185H224ZM0 185H1V183H0ZM57 185V184H56ZM154 185V184H153ZM188 185H187V187H188ZM195 185V184H194ZM204 185V184H203ZM208 185H210L209 183H208ZM69 186H73V184L70 182V185ZM156 186H158V185H156ZM160 186V185H159ZM179 186V185H178ZM185 186V185H184ZM192 186V185H191ZM202 186V185H201ZM211 186V185H210ZM225 186V185H224ZM68 187V186H67ZM66 187V188H67ZM78 186H76V188H77ZM96 187V186H95ZM162 187H164L165 189H166V187L165 186H162ZM174 187H176V186H174ZM193 187V186H192ZM197 187V186H196ZM16 188V187H15ZM72 188H74V187H72ZM72 188H69L70 189V191H71V189ZM79 188H80V186H79ZM81 188H83V187H81ZM94 188V187H93ZM128 188V189H127ZM142 188V187H141ZM146 188H147V186H146ZM147 188V189H148ZM152 188H155V189H157L155 186L153 187L152 186ZM161 187H159V189H160ZM182 188V187H181ZM198 188V187H197ZM200 188V187H199ZM208 188V187H207ZM215 188V187H214ZM229 188V189H228ZM59 189V188H58ZM140 189V188H139ZM149 189H151V188H149ZM154 189V190H155ZM175 189V188H174ZM173 189V191H175ZM185 189V188H184ZM188 189V188H187ZM186 189V190H187ZM190 189V188H189ZM194 189V188H193ZM192 189V190H193ZM196 189V188H195ZM206 189V188H205ZM83 190V189H82ZM98 190H100V189H98ZM158 190V189H157ZM156 190V191H157ZM161 190V189H160ZM170 190V189H169ZM178 190V189H177ZM179 190H180V188H179ZM191 190V191H192ZM228 190V191H227ZM69 191V190H68ZM80 190H78V192H79ZM85 191V190H84ZM101 191V190H100ZM151 191H152V189L150 190V193H151ZM162 191H164V190H162ZM203 191V190H202ZM231 191V192H230ZM72 192V191H71ZM80 192H82V191H80ZM89 192V191H88ZM153 192V191H152ZM159 191H157V193H158ZM169 192V191H168ZM184 192H186V195H187V193L189 192V190L188 191H183V193ZM219 192H220V194H219ZM94 193H96V192H94ZM117 193V194H116ZM123 193H122V195H123ZM142 193H144V192H142ZM179 193V192H178ZM215 193V192H214ZM84 194V193H83ZM88 194V193H87ZM93 194V193H92ZM117 195V198H118V200L117 199H115L114 198V195ZM148 194V193H147ZM153 194V193H152ZM209 194V193H208ZM212 194V193H211ZM210 194V195H211ZM96 195V194H95ZM116 195H115V197H116ZM119 195V196H118ZM139 195H140V191H139ZM151 195V194H150ZM183 195V194H182ZM185 195V194H184ZM188 195H190V193L188 194ZM214 195V194H213ZM225 195V196H224ZM65 196V195H64ZM88 196V195H87ZM91 196V195H90ZM97 196H98V194H97ZM137 196H138V194H137ZM165 196V195H164ZM171 196H172V200L174 199H176V196H178L176 193L174 194V196H175V198L173 197V195L171 194ZM230 196V197H229ZM233 196V197H232ZM136 197V196H135ZM154 197H157L156 195H154ZM153 197V198H154ZM163 197V196H162ZM183 197V196H182ZM188 197V196H187ZM200 197V196H199ZM215 197V196H214ZM144 198V197H143ZM159 198V197H158ZM64 199V198H63ZM125 199V198H124ZM135 199H137V198H135ZM149 199H151V198H149ZM185 199H186V197H185ZM193 199V198H192ZM92 200H93V198H92ZM105 200H103V202H105ZM126 200V199H125ZM138 200V199H137ZM140 200H144V199H142V197H141V199ZM152 200V199H151ZM150 200V201H151ZM154 200V199H153ZM180 200L181 199H179V200H175V202H177V201H179L180 202ZM215 200H216V197H215ZM218 200V201H219ZM62 201V200H61ZM89 201V200H88ZM96 201V200H95ZM94 201V202H95ZM102 201V200H101ZM108 201H106V202H108ZM145 201V200H144ZM144 201H143V203H144ZM146 201H148V202H146ZM146 203L148 204L149 203V200L148 199H146ZM159 202H161L160 200H158ZM157 201V202H158ZM168 201H171V198H169V200H167V202ZM194 201V200H193ZM223 200H221V202H222ZM45 202V201H44ZM67 202V201H66ZM93 202V201H92ZM91 202V204H93ZM103 202H101L102 204H103ZM141 202V201H140ZM152 202V201H151ZM158 202V203H159ZM239 202V203H238ZM142 203V202H141ZM154 203V202H153ZM152 203V204H153ZM156 203V202H155ZM169 203V202H168ZM171 203H173V201H171ZM178 203V202H177ZM182 203H184V201L183 202H181V204ZM223 203V205H224V201L222 202ZM101 204V205H102ZM105 204H107V203H105ZM150 204V203H149ZM160 204V203H159ZM180 204V203H179ZM205 204V203H204ZM233 204H236V206L234 207V205ZM238 204V205H237ZM62 204H60V206H61ZM64 205V204H63ZM95 205H98L97 207H99L100 206V208H98V209H102V206L101 205H99L98 204V202L96 201L95 203H94V206ZM104 205V204H103ZM175 205V204H174ZM190 205V204H189ZM231 205H233V207L231 206ZM150 206V205H149ZM176 206H178V204H176ZM181 206V205H180ZM208 206H210V205H208ZM97 207L95 206L94 207V209L96 210L97 209ZM105 207V206H104ZM147 207L148 206H146L145 208L147 209ZM151 207H155V206H151ZM182 207V206H181ZM202 207V206H201ZM200 207V208H201ZM237 207H238V209H237ZM155 208H157V207H155ZM158 208H159V205H158ZM166 208H168V207H166ZM198 208H199V206H198ZM219 208V207H218ZM56 209V208H55ZM102 209V210H103ZM128 209H130L129 207H128ZM154 209V208H153ZM170 209H171V206H170ZM175 209V208H174ZM183 209V208H182ZM191 209H194V208H192L191 207ZM227 209V210H226ZM167 210V209H166ZM186 210V209H185ZM196 210H198V209H196ZM229 210V211H228ZM96 211H98V210H96ZM104 211V210H103ZM139 211V210H138ZM155 211V210H154ZM183 211V210H182ZM195 211V210H194ZM199 211H200V209H199ZM227 211V212H226ZM131 212V211H130ZM143 212V211H142ZM145 212V211H144ZM148 212V211H147ZM150 212V211H149ZM159 212V211H158ZM161 212V211H160ZM175 212V211H174ZM184 212V211H183ZM188 212V211H187ZM186 212V213H187ZM198 212V211H197ZM197 212L195 213L194 212V214H197ZM206 212V211H205ZM235 212V213H234ZM105 213V214H106ZM126 213H128V212H126ZM125 213V214H126ZM177 213V212H176ZM189 213V212H188ZM210 213V212H209ZM218 213V212H217ZM221 213V211L219 212V214ZM224 213V212H223ZM225 213H224V217H222L223 215H221L220 217H218V218H225ZM97 214V213H96ZM104 214V215H105ZM132 214V213H131ZM130 214V215H131ZM193 214V211H192V213H190L189 215H194ZM203 214V213H202ZM231 214H232V216H231ZM93 215V214H92ZM108 215H109V213H108ZM121 215H122V213H121ZM143 216H144V214H142ZM149 215H150V213H149ZM200 215H201V212H200ZM207 215H209V214H207ZM216 215V214H215ZM123 216V215H122ZM135 216V215H134ZM136 216H138V214L136 215ZM141 216V215H140ZM148 216V215H147ZM156 216V215H155ZM183 216H185V215H183ZM191 216V217H192ZM197 216H199V215H197ZM197 216L195 215V217L197 218ZM211 216V215H210ZM217 216V215H216ZM235 216V218H233ZM101 217V216H100ZM124 217V216H123ZM139 217V216H138ZM154 217V215L152 216V218ZM160 217V216H159ZM170 217H173V216H170ZM182 217V216H181ZM186 217V216H185ZM195 217H194V219H195ZM148 218V217H147ZM201 218V217H200ZM206 218V217H205ZM211 218V217H210ZM212 218H213V216H212ZM138 219V218H137ZM150 219V218H149ZM182 219H183V217H182ZM188 219V218H187ZM193 219V220H194ZM227 219V218H226ZM227 219V220H228ZM124 220V218L121 220V221H118L117 222V224L119 223V222H121L122 224H124L123 221ZM161 220H162V218H161ZM177 220V219H176ZM202 220V219H201ZM217 220V219H216ZM142 221V220H141ZM210 221V220H209ZM213 221H215V220H213ZM221 221H222V219H221ZM224 221H226V220H224ZM110 222H112L113 223V220L112 221H110ZM126 222V221H125ZM138 222V221H137ZM172 222H173V220H172ZM176 222V221H175ZM195 222H197V221H195ZM201 222V221H200ZM206 222V221H205ZM208 222V221H207ZM206 222V223H207ZM212 222V221H211ZM114 223H116L115 221H114ZM135 223V222H134ZM140 223V222H139ZM143 223V222H142ZM142 223H140V224H142ZM165 223V222H164ZM203 223V222H202ZM221 223V222H220ZM225 223H227V225H229L227 228L225 227V226H227V225H225ZM89 224V223H88ZM129 224V223H128ZM140 224H139V226H140ZM173 223H171V225H172ZM177 224V223H176ZM176 224H174V225H176ZM188 224V223H187ZM209 224V223H208ZM212 224V223H211ZM113 225V224H112ZM165 225V224H164ZM195 227H197V225H195V224H193ZM199 225V224H198ZM214 225V224H213ZM212 225V229L214 228V226ZM216 225V224H215ZM118 226H120L121 227V225L120 224H118ZM123 227H125L124 225H122ZM133 226V225H132ZM135 226H136V224H135ZM145 226V225H144ZM143 226V227H144ZM153 226V225H152ZM173 226V225H172ZM193 226V227H194ZM201 225H199V227H200ZM203 226V225H202ZM201 226V227H202ZM111 227H113V226H111ZM115 227H116V225H115ZM119 227V228H120ZM130 227V226H129ZM136 227H138V226H136ZM149 227H151V226H149ZM174 227V226H173ZM194 227V228H195ZM200 227V228H201ZM114 228V227H113ZM127 228V227H126ZM133 228H134V226H133ZM172 228V227H171ZM185 228V227H184ZM205 228V227H204ZM104 229H106V228H104ZM117 229V228H116ZM115 229V230H116ZM121 229H122V227H121ZM131 229H132V227H131ZM138 229V228H137ZM150 229V228H149ZM155 229V228H154ZM154 229H153V232H156V231H154ZM157 229V228H156ZM159 229H161V228H159ZM175 229V228H174ZM199 229V228H198ZM198 229H196V230H198ZM201 229H203V227L201 228ZM207 229V228H206ZM108 230V229H107ZM114 230V229H113ZM118 230V229H117ZM116 230V231H117ZM124 230V229H123ZM122 230V231H123ZM151 230V229H150ZM177 230H179L178 228H177ZM192 230V229H191ZM195 230V231H196ZM210 230V229H209ZM80 231V230H79ZM112 231V229H110V232ZM139 231V230H138ZM141 231H142V229H141ZM186 231H190V229L189 230H186ZM186 231H184V233H186ZM193 231V230H192ZM199 231V230H198ZM215 231V230H214ZM62 232H64V231H62ZM125 232V231H124ZM131 232V231H130ZM129 232V233H130ZM134 232V231H133ZM145 232V231H144ZM149 232V231H148ZM151 232V231H150ZM152 232V233H153ZM158 232V231H157ZM162 232V231H161ZM172 232V231H171ZM179 232V231H178ZM191 232V231H190ZM200 232H202V231H200ZM204 232H206V231H204ZM42 233V232H41ZM115 233V232H114ZM113 233V234H114ZM135 233V232H134ZM138 233V232H137ZM143 233V232H142ZM168 233V232H167ZM180 233V232H179ZM188 233V232H187ZM194 233V232H193ZM196 233H199V232H197L196 231ZM208 234H209V232H207ZM206 233V234H207ZM211 233H213V232H211ZM107 234H109L108 233V231H107ZM118 233H116L115 235H117ZM121 234H122V232H121ZM126 234V233H125ZM125 234H123V235H125ZM147 234V233H146ZM146 234H144V235H146ZM158 234V233H157ZM172 234V233H171ZM178 234V233H177ZM191 234H192V232H191ZM190 234V235H191ZM214 234V233H213ZM217 234H218V232H217ZM61 235V234H60ZM95 235V234H94ZM96 235H98V234H96ZM123 235H120V233H119V237H117L116 239L117 240H119ZM128 235V234H127ZM140 235H141V233H140ZM139 235V236H140ZM160 235V234H159ZM179 235H181V234H179ZM185 235V234H184ZM197 235H199V237H200V234H197ZM225 235V236H226ZM86 236H88V235H86ZM110 236V235H109ZM108 236V237H109ZM112 236V235H111ZM110 236V237H111ZM121 236V237H120ZM154 236H156V235H154ZM186 236V235H185ZM212 236H216V234L215 235H212ZM224 236V237H225ZM152 237V236H151ZM175 237V236H174ZM173 237V238H174ZM198 237V238H199ZM211 236L209 235V238H210ZM63 238V237H62ZM68 238V237H67ZM92 238H93V236H92ZM124 238V241H125V237H123ZM123 238H121L122 239V242H124L123 241ZM135 238V237H134ZM149 238V237H148ZM156 238V237H155ZM158 238H159V236H158ZM161 238V237H160ZM167 238V237H166ZM173 238H172V241H173ZM176 238V237H175ZM182 238V237H181ZM188 238V241L186 242L188 245L190 244V246H192L191 244H192V242H194L195 240H193V239H189V237H187ZM226 238V237H225ZM90 239V238H89ZM131 239V238H130ZM140 239V238H139ZM138 239V240H139ZM153 239H154V237H153ZM58 240V239H57ZM87 240H88V238H87ZM91 240V239H90ZM109 240V239H108ZM111 240V239H110ZM116 240V241H117ZM141 240V239H140ZM167 240V239H166ZM205 240V239H204ZM145 240H143L142 241V243L144 242ZM186 241V240H185ZM207 242L209 241L210 242V240H206ZM5 242V241H4ZM94 242V241H93ZM136 242V241H135ZM146 242V241H145ZM150 242H154V240L152 241H150ZM157 242H159V241H157ZM157 242L155 243V244H157ZM167 242V241H166ZM166 242H165V245H167L166 244ZM173 242H175V241H173ZM208 242V243H209ZM211 242V243H212ZM120 243V242H119ZM138 243L140 244V242L138 241ZM137 243V244H138ZM141 243V244H142ZM148 243H149V241H148ZM177 243V242H176ZM179 243V242H178ZM181 243V242H180ZM196 243V241L194 242V244ZM207 243V244H208ZM11 244V243H10ZM115 244V243H114ZM152 244V243H151ZM155 244H154V246H155ZM162 244V243H161ZM182 244H183V242H182ZM110 245H111V243H110ZM120 245H121V243H120ZM143 245V244H142ZM144 245H147V243H145ZM149 245V244H148ZM164 245V246H165ZM201 245V244H200ZM211 245V244H210ZM35 246V245H34ZM90 246V245H89ZM92 246V245H91ZM107 246V245H106ZM163 246V245H162ZM175 246V245H174ZM183 247L182 245H180V244H178V247ZM197 246V245H196ZM202 246V245H201ZM212 246V245H211ZM33 247V246H32ZM108 247H109V245H108ZM152 247V246H151ZM171 247H173V246H171ZM206 247V246H205ZM95 248V247H94ZM96 248H98L97 246H96ZM103 248V247H102ZM106 248V247H105ZM168 248V247H167ZM175 248V247H174ZM191 248V247H190ZM203 248V247H202ZM153 249V248H152ZM157 249V248H156ZM160 249H161V245H160ZM159 249V250H160ZM177 249V248H176ZM186 249V248H185ZM204 249V250H205ZM109 250V249H108ZM136 250V249H135ZM162 250V249H161ZM161 250H160V252H161ZM169 250V249H168ZM167 250V251H168ZM196 250V249H195ZM193 251L192 250V252L191 253H187L186 252V254L184 253V255H182V256H184L183 258L181 257V259L180 260H182V264H199V261H200V259H197V258H199V256H204V255H201V252L202 251H200V255L198 256V254L199 253H197V254H195V252L196 251ZM32 251V250H31ZM170 251V250H169ZM174 251V250H173ZM177 251H179L178 249L176 250V252ZM180 251H181V249H180ZM189 251V250H188ZM103 252V251H102ZM115 252V251H114ZM123 252V251H122ZM140 252L141 253H143V251H141L140 250ZM139 252V254L142 256V254ZM156 252V251H155ZM155 252H153L154 254H155ZM163 252H164V249H163ZM162 252V253H163ZM166 252V251H165ZM182 252V251H181ZM7 253V252H6ZM31 253H33V252H31ZM134 253H136V251L134 252ZM145 253V252H144ZM151 251H150V255H151ZM170 253H174V252H170ZM178 253H180V252H178ZM183 253V252H182ZM202 253V254H203ZM24 254V253H23ZM22 254V255H23ZM114 254V253H113ZM146 255H147V253H145ZM160 254V253H159ZM175 254H177V253H175ZM208 254H211V255H208ZM103 255V254H102ZM107 255V254H106ZM119 255V254H118ZM130 255H131V253H130ZM135 255H137L136 257L138 258V256H140V255H138V250H137V254H135ZM146 255H145V257H146ZM148 255H149V252H148ZM147 255V256H148ZM161 255H163V254H161ZM165 255V254H164ZM198 257H197V256ZM68 256V255H67ZM108 256V255H107ZM165 256H167V255H165ZM174 256V255H173ZM177 256V255H176ZM175 256V257H176ZM50 257V256H49ZM61 257V256H60ZM153 257V256H152ZM169 257V256H168ZM178 257H180V255H178ZM66 258V257H65ZM118 258V257H117ZM166 258V257H165ZM170 258V257H169ZM177 258V257H176ZM121 259V258H120ZM150 259V258H149ZM26 260V259H25ZM123 260V259H122ZM153 260V259H152ZM169 260V259H168ZM173 260V257L169 260L170 262V264H171V262H173L174 260H175V258H174V260ZM180 260L178 261H174V262H180ZM199 260V261H198ZM104 261V260H103ZM117 261V260H116ZM125 261V260H124ZM123 261V262H124ZM26 262V261H25ZM40 262V261H39ZM105 262V261H104ZM112 262V261H111ZM120 262V261H119ZM133 262V261H132ZM145 262L147 263V261H144V264H145ZM156 262V261H155ZM162 262V261H161ZM198 262V263H197ZM7 263V262H6ZM110 263V262H109ZM157 263H160V262H158L157 261ZM164 263V262H163ZM168 263V262H167ZM120 264V263H119ZM125 264V263H124ZM127 264V263H126ZM164 264H166V263H164ZM173 264H175V263H173ZM179 264V263H178ZM180 264H181V262H180ZM201 264V263H200Z\"/></svg>",
  "mask_w": 264,
  "mask_h": 264
}]
</instances>
